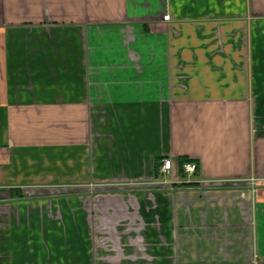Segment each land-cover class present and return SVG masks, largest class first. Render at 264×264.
I'll use <instances>...</instances> for the list:
<instances>
[{"label": "crops", "instance_id": "1", "mask_svg": "<svg viewBox=\"0 0 264 264\" xmlns=\"http://www.w3.org/2000/svg\"><path fill=\"white\" fill-rule=\"evenodd\" d=\"M0 264H264V0H0Z\"/></svg>", "mask_w": 264, "mask_h": 264}, {"label": "built area", "instance_id": "2", "mask_svg": "<svg viewBox=\"0 0 264 264\" xmlns=\"http://www.w3.org/2000/svg\"><path fill=\"white\" fill-rule=\"evenodd\" d=\"M169 18H170V15H165L164 16L165 20H169ZM197 167H198L197 163L191 161V162L185 163V165L183 166V170H184V172L186 174L192 175V174H194L196 172ZM173 169H174V161H173V159L164 158L163 159L162 169H161L162 173H171L173 171ZM167 182H168L167 180L162 181V183H164V184L167 183Z\"/></svg>", "mask_w": 264, "mask_h": 264}, {"label": "rangeland", "instance_id": "3", "mask_svg": "<svg viewBox=\"0 0 264 264\" xmlns=\"http://www.w3.org/2000/svg\"><path fill=\"white\" fill-rule=\"evenodd\" d=\"M164 178V176H162V179ZM164 181V180H163ZM168 182L167 183H165V184H168V185H173L174 183H172V180L170 181V180H167ZM159 183H162V181H157L156 183L154 182V183H152L150 186H152L153 188H155V186L156 187H158V185H159ZM163 185H164V183H162Z\"/></svg>", "mask_w": 264, "mask_h": 264}, {"label": "trees", "instance_id": "4", "mask_svg": "<svg viewBox=\"0 0 264 264\" xmlns=\"http://www.w3.org/2000/svg\"><path fill=\"white\" fill-rule=\"evenodd\" d=\"M187 162H190V160L189 159H187V158H182L181 159V166H182V170H183V166L185 165V163H187ZM158 170H159V165H158Z\"/></svg>", "mask_w": 264, "mask_h": 264}]
</instances>
